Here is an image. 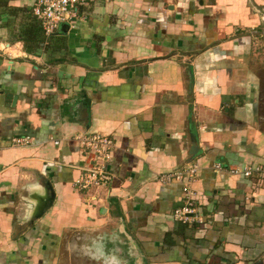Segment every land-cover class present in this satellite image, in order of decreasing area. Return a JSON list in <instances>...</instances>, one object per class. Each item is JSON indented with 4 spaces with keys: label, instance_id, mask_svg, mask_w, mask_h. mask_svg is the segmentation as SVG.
Segmentation results:
<instances>
[{
    "label": "crops",
    "instance_id": "0c3cea01",
    "mask_svg": "<svg viewBox=\"0 0 264 264\" xmlns=\"http://www.w3.org/2000/svg\"><path fill=\"white\" fill-rule=\"evenodd\" d=\"M33 3L0 7V264H264V0H89L35 53ZM95 133L112 178L81 191Z\"/></svg>",
    "mask_w": 264,
    "mask_h": 264
},
{
    "label": "built area",
    "instance_id": "2783aa9c",
    "mask_svg": "<svg viewBox=\"0 0 264 264\" xmlns=\"http://www.w3.org/2000/svg\"><path fill=\"white\" fill-rule=\"evenodd\" d=\"M88 2L89 0H34L32 11L40 21L44 35L50 37L55 34L61 24L77 18L81 8ZM79 141L83 150L87 152L88 161L81 168V175L75 181L74 186L83 191L108 184L112 176L107 169V164L113 156L114 139L107 134L95 133L81 136ZM28 142L29 139L23 136L12 139L14 146H24ZM199 168V164L195 163L189 168L162 173L158 176V180L164 184L179 181L189 186L197 176ZM215 168L222 169L223 167L221 164H216ZM259 169L257 168V170ZM230 172L235 175L250 176L252 168H231ZM173 217L176 221L188 225L203 222L199 204L192 189H187L184 204L174 209Z\"/></svg>",
    "mask_w": 264,
    "mask_h": 264
},
{
    "label": "trees",
    "instance_id": "16d2710c",
    "mask_svg": "<svg viewBox=\"0 0 264 264\" xmlns=\"http://www.w3.org/2000/svg\"><path fill=\"white\" fill-rule=\"evenodd\" d=\"M2 1L3 0H0V7L2 5ZM15 11L17 12L18 9H16ZM23 11H28V10L26 9ZM27 18L31 22L22 26L20 33H18L19 34L18 40L24 42V46L28 52H34L35 53L36 48L40 47V45L42 46V44L44 42V36H43L44 32H43L42 26L40 24V21L33 14L32 9L30 12H28ZM193 225H195V224H193Z\"/></svg>",
    "mask_w": 264,
    "mask_h": 264
},
{
    "label": "rangeland",
    "instance_id": "374dc122",
    "mask_svg": "<svg viewBox=\"0 0 264 264\" xmlns=\"http://www.w3.org/2000/svg\"><path fill=\"white\" fill-rule=\"evenodd\" d=\"M91 261H93V260H91ZM87 264H90V262H89V260L87 259ZM97 264H103V263H97Z\"/></svg>",
    "mask_w": 264,
    "mask_h": 264
}]
</instances>
